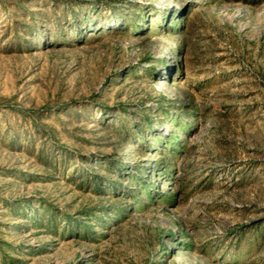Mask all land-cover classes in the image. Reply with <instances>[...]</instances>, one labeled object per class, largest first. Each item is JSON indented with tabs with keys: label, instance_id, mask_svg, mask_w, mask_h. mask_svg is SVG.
Masks as SVG:
<instances>
[{
	"label": "rangeland",
	"instance_id": "374dc122",
	"mask_svg": "<svg viewBox=\"0 0 264 264\" xmlns=\"http://www.w3.org/2000/svg\"><path fill=\"white\" fill-rule=\"evenodd\" d=\"M0 264H264V0H0Z\"/></svg>",
	"mask_w": 264,
	"mask_h": 264
}]
</instances>
